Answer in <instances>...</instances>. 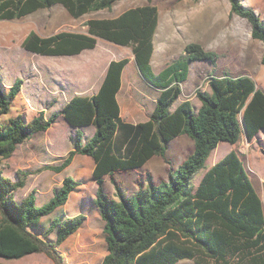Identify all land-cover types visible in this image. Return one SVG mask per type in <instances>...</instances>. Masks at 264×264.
Listing matches in <instances>:
<instances>
[{
    "label": "trees",
    "instance_id": "obj_1",
    "mask_svg": "<svg viewBox=\"0 0 264 264\" xmlns=\"http://www.w3.org/2000/svg\"><path fill=\"white\" fill-rule=\"evenodd\" d=\"M117 1L0 0V19H19L55 4H62L79 18L111 8ZM229 2L231 15L245 18L251 25L252 37L264 44L260 14L242 0ZM159 17V7L148 0L114 18L88 19L86 33L62 30L44 36L32 30L23 39L26 50L42 55H77L95 48L99 38L130 46L142 77L159 90V96L146 121L134 124L122 119L117 93L129 62L125 57L109 62L96 94H76L49 116L42 110L31 119L18 115L7 123L0 121V264H9L1 258L19 259L32 253H44L55 264H65L59 246L87 219L83 212L55 216L40 235L35 227L41 219L65 205L82 182L64 177L53 196L38 205L35 190L20 201L15 198V192L26 185L28 171H18L17 180L3 174V160L10 158L23 142L47 131L60 115L77 128L73 148L61 164L47 167L61 172L77 154L93 158L95 204L105 221L108 249L100 264H177L184 258L195 264H264V200L241 152L231 149L205 171L197 185L193 182L221 142L235 145L242 136L251 141L264 130V91L250 75L225 72L211 75L210 90H196L199 106L190 98L176 104L191 63L217 62L219 53L199 42H189L181 55L155 73L151 60ZM22 83L18 78L6 92L0 80V115L9 112ZM90 124L95 126V133L84 140L80 127ZM183 134L193 140L194 147L177 172H170L169 180L160 182L148 173L149 187L127 196L116 182L115 173L140 168L154 155L167 159L169 142ZM107 175L115 185L114 196L104 188ZM53 232L55 240L48 237Z\"/></svg>",
    "mask_w": 264,
    "mask_h": 264
},
{
    "label": "rangeland",
    "instance_id": "obj_2",
    "mask_svg": "<svg viewBox=\"0 0 264 264\" xmlns=\"http://www.w3.org/2000/svg\"><path fill=\"white\" fill-rule=\"evenodd\" d=\"M243 4L252 7L264 21V0H242ZM147 0H120L111 8L87 13L79 18L73 17L62 4L39 9L19 19H0V80L8 92L18 78L23 83L19 94L11 100L9 112L0 115V121L7 123L12 117L21 115L31 119L44 110L49 116L61 109L65 101L77 92L95 86V78L103 73L110 58H119L124 47L101 39L96 49H89L82 55H42L26 50L23 39L32 31L47 36L62 30L81 31L90 18L115 16L126 9L144 5ZM159 7L162 18L171 14L183 16L178 26H171L163 21L155 39V68L162 69L168 62L183 53L189 42H199L205 48L219 53L217 62L207 60L194 61L190 65L188 79L183 83L182 94L176 104L190 98L196 106L201 104L196 90H210L211 75L229 72L232 75L247 74L252 76L258 87L264 91V64L262 54L264 44L251 35V25L237 14L231 15L229 0H153ZM118 13V14H116ZM157 97L146 99V109H150ZM138 105V104H137ZM136 105V106H137ZM142 113L145 112L140 107ZM91 128L83 130L87 134ZM76 130L67 123L64 116L47 131L38 133L18 146L14 154L3 160L2 170L5 176L17 180L18 171L26 170V185L15 192L20 201L32 190L36 191L37 204L42 205L62 184L63 178L72 176L83 182L82 187L74 190L68 202L50 215L44 216L35 227L42 235L55 216H72L83 212L87 219L83 226L69 236L59 249L65 256V264H100L108 253L105 221L95 204V187L92 186L91 173L85 168V156L78 154L74 162L65 170L55 172L48 168L59 165L73 148ZM193 140L188 135H180L169 142L166 157L169 163L160 156L153 157L146 165L128 173H117L116 180L125 194L131 196L141 187H149L147 174L155 178H170L192 152ZM237 148L245 163L251 180L264 200V130L251 141L244 136L238 144L221 142L213 150L205 167L197 172L193 182L197 185L205 171L219 161L231 149ZM169 169V170H168ZM141 179L143 183L137 182ZM104 188L115 194V185L110 176L104 177ZM56 239V233L48 236ZM9 264H55L44 253H32L19 259H4ZM177 264H195L192 259L184 258Z\"/></svg>",
    "mask_w": 264,
    "mask_h": 264
},
{
    "label": "crops",
    "instance_id": "obj_3",
    "mask_svg": "<svg viewBox=\"0 0 264 264\" xmlns=\"http://www.w3.org/2000/svg\"><path fill=\"white\" fill-rule=\"evenodd\" d=\"M147 3H148V0H147ZM138 6H142V5H138ZM103 10H105V9H103ZM99 11H101V10H99ZM184 12L185 11L183 10L181 17H180V15H177L175 17V14H174V17H173L172 14H171L170 17L168 16V18H166V19L164 18L163 19L162 18L161 11H160L159 24H158V28H157V31H156V34H155L154 43H155L156 36L158 34V30H159V28L161 26V23L163 21L164 22L167 21V22L170 23L171 26H178V24H179L178 21L180 20L179 18H181L182 20H184V16H183ZM116 14H118V13H116ZM117 16L118 15H115V16H106V17H99V18H114V17H117ZM79 32H85L86 33L87 32V26L85 25L84 28H83V30H81ZM100 40H101V38L98 39L97 45L93 49H96L98 47ZM118 46H121V47H124L125 48V51L122 53V55L119 58H117V59L110 58L108 60L106 66L103 69V73H101V75H99V77H96L95 78V86H90V88H88L86 90H83L81 92H77V94H82V95H94V94H96L98 92V90H99V88H100V86H101L104 78H105V75H106V72H107V68H108L109 62L111 60H118V59H122V58L128 57L129 58V62L126 65V67H125V69L123 70V73H122V85H121L120 90L117 93V98H118V101H119V104H120V109H121V117L125 121L131 122V123H134V124L135 123L142 122V121H146L149 118V115L152 113V111L154 109V106H155V103H156V99L157 98L155 99V103L153 104V106L150 109H146V105H147L146 99H148V97L154 96V95L156 97H158L159 96V90L156 89L150 83H148L142 77V75H141V73H140V71H139V69L137 67V64H136V61H135V57H134L132 48L130 46H122V45H118ZM87 50H89V49H87ZM87 50H84L83 52H81L80 54H77V55H82ZM155 53H156V44H155V50H154V53H153V56H152L151 63H152V67H153V70L155 71V73H159L166 65L162 69H159V70H157L155 68V65H154L155 64L154 63L155 62V60H154L155 59ZM71 98H69V99H71ZM69 99H67L65 101V103ZM64 104L62 105V107L64 106ZM140 107H143L144 108V110H145L144 113H142L141 110H139ZM60 117H61V115H60ZM87 128H91L92 130L88 134L86 132H83L84 133V140H88L89 138H91L93 136V134L95 133V130H96V128H95V126L93 124L80 127V129L82 131L83 130H86ZM74 129L76 130L77 128H74ZM76 156H75V158H76ZM84 156L85 157L83 159L86 162V165H85V168L84 169H86L87 171H89L91 173V171L93 172V169H94V166H95V162H94V160H93V158L91 156H89V155H84ZM155 156H160V155H154L153 157H155ZM153 157H151L144 165H146ZM160 157H162V156H160ZM163 159H164V161H166L167 163H169V161L167 159H165V158H163ZM73 162H74V160H73ZM128 172L129 171H122V172H117V173H128ZM169 172H173V171L170 169ZM117 173H115V175H114L115 180H116V177L115 176H116ZM154 179L157 182H160L161 180H167V179H165L163 177H159V178H155L154 177ZM78 180H80V179H78ZM116 182H117V180H116ZM137 182L143 183L141 181V179H137ZM91 183H92V186H94L95 189L97 190V182L93 178V175H92V182ZM82 185H83V182L76 189H78L79 187H82ZM143 185H145V183H143ZM95 194H96V191H95Z\"/></svg>",
    "mask_w": 264,
    "mask_h": 264
}]
</instances>
